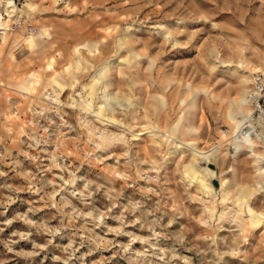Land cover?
I'll use <instances>...</instances> for the list:
<instances>
[{
    "label": "rangeland",
    "instance_id": "1",
    "mask_svg": "<svg viewBox=\"0 0 264 264\" xmlns=\"http://www.w3.org/2000/svg\"><path fill=\"white\" fill-rule=\"evenodd\" d=\"M12 2L0 264H264V0Z\"/></svg>",
    "mask_w": 264,
    "mask_h": 264
},
{
    "label": "built area",
    "instance_id": "2",
    "mask_svg": "<svg viewBox=\"0 0 264 264\" xmlns=\"http://www.w3.org/2000/svg\"><path fill=\"white\" fill-rule=\"evenodd\" d=\"M10 31L23 35L36 33V28L26 20L23 15H15L10 21ZM249 101L254 109V114L264 122V74L256 73L249 90Z\"/></svg>",
    "mask_w": 264,
    "mask_h": 264
},
{
    "label": "bare ground",
    "instance_id": "3",
    "mask_svg": "<svg viewBox=\"0 0 264 264\" xmlns=\"http://www.w3.org/2000/svg\"><path fill=\"white\" fill-rule=\"evenodd\" d=\"M0 8H4L5 13L7 14V17L10 18V19L14 16L13 13L16 11V8L14 7V4H13L12 0H0ZM6 32H7L6 22H4V20L2 19L1 14H0V36L4 35ZM34 34H36V33L28 34L27 36H32ZM26 44L31 46L33 44V40L30 39V40L26 41ZM250 72H254V73H252V75L255 74V73L264 74V72H262V69H258V68L257 69L253 68L252 70H250ZM250 83H251V80L248 82V84H250ZM247 91L248 90L242 92V94L240 96V99L238 100L239 110L241 112H244L246 116L251 118L253 111H251L249 109L251 103L249 101L250 100L249 99V91H248V94H247ZM198 156H200L202 159H206V154L205 153L204 154L198 153Z\"/></svg>",
    "mask_w": 264,
    "mask_h": 264
}]
</instances>
